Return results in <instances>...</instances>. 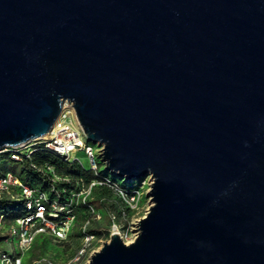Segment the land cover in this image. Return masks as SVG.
I'll return each instance as SVG.
<instances>
[{"label":"water","instance_id":"water-1","mask_svg":"<svg viewBox=\"0 0 264 264\" xmlns=\"http://www.w3.org/2000/svg\"><path fill=\"white\" fill-rule=\"evenodd\" d=\"M64 100L105 171L152 178L84 264H264V0H0V148Z\"/></svg>","mask_w":264,"mask_h":264},{"label":"built area","instance_id":"built-area-1","mask_svg":"<svg viewBox=\"0 0 264 264\" xmlns=\"http://www.w3.org/2000/svg\"><path fill=\"white\" fill-rule=\"evenodd\" d=\"M101 148L86 140L72 103L67 100L44 135L0 148V264H25L23 255L39 234H47L56 242L67 241L80 212L84 219L73 248L55 257H32L26 264H84L108 239L113 227L118 228V213L113 210L108 212L107 228H89L100 216L89 201L93 189L108 188L129 207L138 199L139 189L134 180L109 177L100 159ZM77 152L88 159V168L78 156H71ZM44 153L75 161L91 172V178L71 180L48 158H43ZM151 181L147 175L141 183L149 189Z\"/></svg>","mask_w":264,"mask_h":264},{"label":"rangeland","instance_id":"rangeland-1","mask_svg":"<svg viewBox=\"0 0 264 264\" xmlns=\"http://www.w3.org/2000/svg\"><path fill=\"white\" fill-rule=\"evenodd\" d=\"M73 155L78 156L82 164L86 168H88V159L83 155V153L77 152L72 154L71 156ZM108 175L109 177L114 178L111 173H108ZM144 178L145 177L133 181L136 188L139 189V197L137 200L135 199L132 202V207H129L126 203L124 204L123 200L119 199L117 194L112 190L104 187L94 188L89 201L93 205L95 210L99 212L100 216L98 220H93L91 222V226L89 228L95 230L99 228H107L109 226L108 212L113 210L114 212L118 213L117 224L122 239L124 241H130L131 239H133L137 233V224H135V222H137L138 218L145 214L149 205V199L146 195L148 186L141 183V180ZM117 180L120 181L119 178H117ZM125 205L128 207L126 208ZM121 210L123 211V213ZM83 219L84 214L80 212L76 218L75 224L68 237V240L63 243L52 240V238L47 234L37 235L32 246L25 251L22 258L23 262L26 264L30 258L38 255L55 257L62 251L66 252L67 250H69V247L73 248L79 240V226L83 222ZM85 262L86 261L84 260V263Z\"/></svg>","mask_w":264,"mask_h":264},{"label":"trees","instance_id":"trees-1","mask_svg":"<svg viewBox=\"0 0 264 264\" xmlns=\"http://www.w3.org/2000/svg\"><path fill=\"white\" fill-rule=\"evenodd\" d=\"M43 158H48L59 171L67 174L71 180H76L81 177L86 179L91 178V172L89 170L83 169L75 161L73 162L63 161L62 159L51 153H44ZM91 230L95 231V229H91Z\"/></svg>","mask_w":264,"mask_h":264},{"label":"bare ground","instance_id":"bare-ground-1","mask_svg":"<svg viewBox=\"0 0 264 264\" xmlns=\"http://www.w3.org/2000/svg\"><path fill=\"white\" fill-rule=\"evenodd\" d=\"M113 230L116 231V232H118V233H120L119 232V229L117 227H113Z\"/></svg>","mask_w":264,"mask_h":264}]
</instances>
